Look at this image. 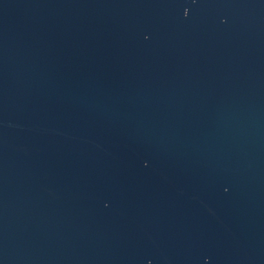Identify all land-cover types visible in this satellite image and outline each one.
Here are the masks:
<instances>
[{"label":"water","instance_id":"95a60500","mask_svg":"<svg viewBox=\"0 0 264 264\" xmlns=\"http://www.w3.org/2000/svg\"><path fill=\"white\" fill-rule=\"evenodd\" d=\"M180 3L0 0V264H264V0Z\"/></svg>","mask_w":264,"mask_h":264},{"label":"snow or ice","instance_id":"6c2138e0","mask_svg":"<svg viewBox=\"0 0 264 264\" xmlns=\"http://www.w3.org/2000/svg\"><path fill=\"white\" fill-rule=\"evenodd\" d=\"M195 2V0H193V3ZM177 6H182V4L180 3V0H176ZM184 15L187 16L188 15V8L185 7L184 8Z\"/></svg>","mask_w":264,"mask_h":264}]
</instances>
